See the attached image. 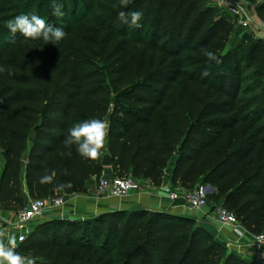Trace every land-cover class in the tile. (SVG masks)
I'll list each match as a JSON object with an SVG mask.
<instances>
[{
    "label": "trees",
    "instance_id": "1",
    "mask_svg": "<svg viewBox=\"0 0 264 264\" xmlns=\"http://www.w3.org/2000/svg\"><path fill=\"white\" fill-rule=\"evenodd\" d=\"M241 1L254 4L264 23V0ZM57 2L62 17L53 15V0H0V206L85 192L84 182L104 169L101 152L87 159L64 140L70 127L97 117L110 126L115 176L159 186L172 164L174 187L214 188L224 205L239 204L234 214L249 233L259 232L264 99L242 84L251 70L264 79V40L242 33L230 42L237 21L212 0ZM120 11L142 12L141 27L121 21ZM20 13L42 17L65 37L55 45L13 37L6 22ZM202 49L222 62L208 61ZM46 173L54 177L41 183ZM43 222L16 248L44 257L35 264H250L194 219L168 212Z\"/></svg>",
    "mask_w": 264,
    "mask_h": 264
},
{
    "label": "built area",
    "instance_id": "2",
    "mask_svg": "<svg viewBox=\"0 0 264 264\" xmlns=\"http://www.w3.org/2000/svg\"><path fill=\"white\" fill-rule=\"evenodd\" d=\"M223 6L225 11L234 17L237 25L245 31H251L255 37L264 40V23H256L253 15L248 11L245 4L238 0H224ZM140 188L139 180L131 175L127 176H102L97 184V195L100 197L124 198ZM168 199L176 202L180 199L186 205L194 210L201 211L209 205L208 187L204 184H198L188 193H178L171 186L165 185ZM66 204L65 197H48L35 198L29 200L24 207L10 218L8 213L0 212V233H4L5 238L8 236L16 237L17 246L23 243L28 234L32 231L31 225L34 222H42L43 220H69L74 217L77 220H83L84 217L71 216L62 210ZM212 222L218 224L221 228L227 229L234 236L235 244L243 245L245 238L249 237L252 245H264V235H254L248 233L245 227L237 220L235 214L227 210L223 206L214 207L206 214ZM240 246V247H241ZM257 264H264V260Z\"/></svg>",
    "mask_w": 264,
    "mask_h": 264
},
{
    "label": "clouds",
    "instance_id": "3",
    "mask_svg": "<svg viewBox=\"0 0 264 264\" xmlns=\"http://www.w3.org/2000/svg\"><path fill=\"white\" fill-rule=\"evenodd\" d=\"M130 0H120L121 7H127ZM53 15L62 17L63 3L53 0ZM118 18L128 23L131 27H141L142 12L133 11L127 13L125 11L118 12ZM7 29L14 37L19 33L25 39L42 40L46 44H57L65 37V31L60 27H55L48 24L42 17L36 14L20 13L6 22ZM203 55L208 61H214L219 64L222 61L217 56L208 50L202 49ZM5 68L0 66V73H3ZM204 76L208 72L203 73ZM109 123L97 117L79 122L68 129V134L64 140L65 145L76 146V151L84 158L95 160L99 157L101 150L105 146V141L109 134ZM54 173L51 175L45 174L40 177L41 183L51 182ZM16 237L8 236L5 238L4 233H0V264H35L31 258H27L17 250Z\"/></svg>",
    "mask_w": 264,
    "mask_h": 264
},
{
    "label": "crops",
    "instance_id": "4",
    "mask_svg": "<svg viewBox=\"0 0 264 264\" xmlns=\"http://www.w3.org/2000/svg\"><path fill=\"white\" fill-rule=\"evenodd\" d=\"M214 3H222L223 0H212ZM255 20V19H254ZM256 23H261L260 19L255 20ZM107 145V139L105 141ZM107 146H104L106 148ZM107 175L110 177L115 176L112 168L108 169ZM172 171V166L166 171L162 184L155 186L149 180H139L140 188L137 192H134L124 198H111L100 197L95 192L90 193H77L66 198V204L62 209L64 213L71 216H80L89 218L104 213L121 210H137L145 209L151 212H168L173 215L188 217L194 220H200L201 223L209 222L218 227V232H214V235L218 238H234L233 235L227 231V229L221 228L218 224L213 223L209 219L204 218L209 211H211L210 205L205 207L201 211H194L190 209L183 199L176 202H171L168 199L165 185L171 186L175 191L182 194L183 192L178 187H174L170 181L169 176ZM95 178L92 177L91 181ZM10 218L13 215H10ZM204 221V222H202ZM205 224V223H204ZM228 239V240H229ZM249 237L245 238L244 244L241 246L244 254H247L253 264H257L262 261V255L264 254V248L262 246L252 245L248 243Z\"/></svg>",
    "mask_w": 264,
    "mask_h": 264
},
{
    "label": "rangeland",
    "instance_id": "5",
    "mask_svg": "<svg viewBox=\"0 0 264 264\" xmlns=\"http://www.w3.org/2000/svg\"><path fill=\"white\" fill-rule=\"evenodd\" d=\"M224 1V0H223ZM239 2L243 3L246 5L248 11L251 13V15H253V18L256 20V19H260L259 16L257 15L256 13V10H255V5L254 4H248V3H245L241 0H238ZM219 7H222V10H225V7L223 6V3H216ZM102 5H105L102 3ZM232 21H234V26H235V30L234 32L232 33V36H231V39H230V42L233 41L236 37H240L242 35V33H251L254 37L255 35L252 33V32H248V31H244L242 28H240L238 25H237V22H235V20L231 19ZM262 22V21H261ZM252 71V70H251ZM251 71H248L246 73V77H245V80L242 84V87L247 90H249L250 92H248V96H253V97H256L258 98V101L260 102L262 99H264V79L262 80H258L256 78H254L253 76H251ZM105 146H107L105 144ZM107 149L106 148H103L101 150V154L102 152ZM174 161V159L172 160ZM172 166V164L169 166V168ZM110 168H104L95 178L94 181H89L88 183H85L83 185H87V187H81V188H84L86 191L85 192H73L72 190H66V189H63L61 192L59 193H55L52 197H65L67 198L68 196H71V195H74V194H77V193H90V192H95V194L97 195V184H98V181L99 179L104 176V175H107V171H110L108 170ZM168 171V168L167 170ZM115 175V173H114ZM108 176V175H107ZM196 185L192 186L191 188H181L179 186H176L178 187L179 189H181V191L183 193H188L190 191H192L194 188H195ZM208 187V185H206ZM49 197V196H48ZM48 197H43V198H48ZM127 197V196H126ZM36 197H27L26 196V199L25 201L23 202L22 205L20 206H8V205H1L0 206V212H4V213H8L10 215H14L15 213L19 212L25 205V203H27L29 200H32V199H35ZM208 200H209V205L211 207V210L214 208V207H217V206H223L225 207L227 210L233 212V213H236V207L239 205V204H235L234 205H224L223 204V200L222 198L220 197H217L214 195V191L210 190L209 187H208ZM237 215V214H236ZM238 219L241 220L240 216H238ZM204 218L206 219H209V217L206 215L204 216ZM72 220H75L74 217L71 218ZM210 221H212L211 219H209ZM45 221V220H43ZM34 222L32 225H31V230H34L38 224L40 223H44V222ZM195 221V225L200 227L201 229H203L207 234H208V237L213 240V241H216L217 243L220 244V246H222L224 248V250L226 251L227 254H234L236 257L244 260V261H247L248 263L250 264H253L252 261L250 260V258L248 257L247 254H244L242 251V247H240L241 245H238V244H235V242L233 241H236L234 238H231V239H227V238H218L217 236L214 235V232H218V227L216 225H213L209 222H204V223H201L200 220H194ZM215 223V222H213ZM249 233V232H248ZM250 234H254V235H261L263 234L264 235V226L263 228L257 232V233H250ZM233 240V241H232ZM262 247L264 248V245H262ZM24 255L25 257L27 258H31L36 262H42V261H45L44 257L42 255H39L38 253L36 252H29V253H25V254H22ZM262 255V261L264 260V254H261Z\"/></svg>",
    "mask_w": 264,
    "mask_h": 264
},
{
    "label": "water",
    "instance_id": "6",
    "mask_svg": "<svg viewBox=\"0 0 264 264\" xmlns=\"http://www.w3.org/2000/svg\"><path fill=\"white\" fill-rule=\"evenodd\" d=\"M101 166L104 168H111L113 165V156L108 149H105L100 158ZM210 190L214 191V188L208 186Z\"/></svg>",
    "mask_w": 264,
    "mask_h": 264
}]
</instances>
